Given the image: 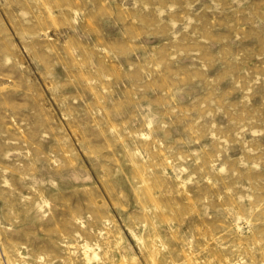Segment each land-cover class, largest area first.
<instances>
[{
    "label": "rangeland",
    "instance_id": "rangeland-1",
    "mask_svg": "<svg viewBox=\"0 0 264 264\" xmlns=\"http://www.w3.org/2000/svg\"><path fill=\"white\" fill-rule=\"evenodd\" d=\"M0 264H264V0H0Z\"/></svg>",
    "mask_w": 264,
    "mask_h": 264
},
{
    "label": "bare ground",
    "instance_id": "bare-ground-1",
    "mask_svg": "<svg viewBox=\"0 0 264 264\" xmlns=\"http://www.w3.org/2000/svg\"><path fill=\"white\" fill-rule=\"evenodd\" d=\"M84 250H87L89 248V246L87 244H84Z\"/></svg>",
    "mask_w": 264,
    "mask_h": 264
}]
</instances>
